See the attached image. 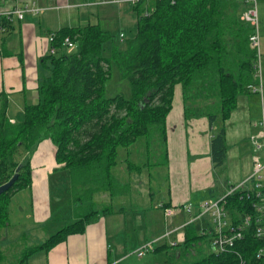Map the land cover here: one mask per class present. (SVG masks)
I'll return each instance as SVG.
<instances>
[{"label":"trees","instance_id":"1","mask_svg":"<svg viewBox=\"0 0 264 264\" xmlns=\"http://www.w3.org/2000/svg\"><path fill=\"white\" fill-rule=\"evenodd\" d=\"M239 10L234 0L141 1L134 6L136 36L124 48L98 24L62 28L52 34L55 54L44 59L38 103L26 104L21 119L13 123L9 97L0 92V186L19 175L0 196V230L9 226L12 196L32 184L30 154L41 141L50 139L56 146V161L69 172L73 188L76 220L31 247L24 260L84 233L100 213L112 210L105 206L99 211L97 201L103 193L120 195L127 188L113 173L120 149L141 139L150 143L156 136L168 164L167 117L177 84L183 88L186 118L205 115L211 124L220 118L223 125L239 97L260 85L258 57L249 41L252 29L240 22ZM0 26L8 29L5 19ZM66 39L74 43L75 52L67 51ZM114 70L129 84V96L110 94ZM211 151L215 167H221L227 158L225 127L212 137ZM127 168L142 172L146 165L128 163ZM252 205L253 196L237 191L226 207L236 214L251 212ZM192 226L186 246L206 237L191 235ZM261 246L249 233L228 253H210L192 264H239V255L253 258Z\"/></svg>","mask_w":264,"mask_h":264},{"label":"crops","instance_id":"2","mask_svg":"<svg viewBox=\"0 0 264 264\" xmlns=\"http://www.w3.org/2000/svg\"><path fill=\"white\" fill-rule=\"evenodd\" d=\"M31 1L40 7L53 9L45 10L38 16L27 15L23 21L17 18L6 20L8 29L4 27L5 31L0 33V92L9 97L8 114L14 122L17 121L11 116L14 107L19 109L17 115L21 118L26 104H37L39 101L40 77L46 74L44 59L49 54L53 33L62 28H83L89 24H98L109 31L103 23L113 11H120L121 17H126L129 24L137 25L134 5L128 0H0V25L4 12L23 8ZM241 8L240 5L238 13H241ZM121 35L124 40L125 34ZM260 82L261 92L239 97L238 107L225 125L220 118L211 124L205 115L186 118L183 88L177 84L173 109L167 117L169 188L167 200L157 206L161 218L157 219V213L146 212L149 205L152 206L149 202L151 193L137 184L131 191L128 187L121 190L120 195L103 193L98 199L103 198L106 202L110 196L108 206L112 207L111 211L100 213L84 233L70 235L49 251L41 250L31 255L27 263L34 259L35 264H166L165 259L159 257L169 250L178 251L187 231L183 233L180 230L161 239L143 257L137 253L144 244L180 228L189 220L185 213L167 218L163 206L174 207L190 201L198 204L219 198L230 187L247 181L255 171L257 160L262 162L264 159L262 74ZM221 127L226 128L227 158L217 168L212 160L211 139ZM56 151L50 139L36 146L30 154L33 181L30 187L22 190L31 196L35 224L44 229L46 240L76 220L73 188L70 186V190H66L60 186L62 180H67L69 184L72 182L69 172L57 163ZM261 175L264 177V171ZM138 190L149 194L148 200L145 197L143 202L137 201ZM22 192L12 196L10 211L16 196ZM127 192L131 195L130 199H127ZM65 196H68L67 202L64 201ZM114 199L118 202L115 206ZM127 209L132 210L133 216L138 214L136 211H144L146 219L149 217L147 228H143L140 222L131 225V220L126 218ZM99 211H103V205L99 206ZM10 216L11 212L9 220ZM49 226L53 227L51 232ZM204 229L202 227V231ZM201 249L202 246L198 245L191 250L196 254ZM178 256L181 254L178 253Z\"/></svg>","mask_w":264,"mask_h":264},{"label":"rangeland","instance_id":"3","mask_svg":"<svg viewBox=\"0 0 264 264\" xmlns=\"http://www.w3.org/2000/svg\"><path fill=\"white\" fill-rule=\"evenodd\" d=\"M258 3V14H259V29H260V47L257 53L258 57V72L259 75L263 76L264 79V0H257ZM237 5V4H236ZM243 10H241L242 12ZM108 20L103 23L104 28H108L115 39V45L124 48L127 40L132 39L136 36L137 25H131L126 20V17H121V12L113 11L108 14ZM237 16L240 19L241 13L237 12ZM121 34H125V39L120 38ZM68 52H75V50H67ZM113 79L109 83L110 94L123 93L126 96L130 95V86L124 81L119 73L114 70ZM260 89L261 83H260ZM18 108L14 107L12 109V117L20 120L21 118L17 115ZM213 109L212 112H216ZM158 138L152 137L150 143L146 139L139 140L135 145L128 149L119 150V165L113 170L115 177L123 185H127L129 191L135 184L143 187L146 192L151 193L149 197V210L146 212L157 213V219L161 218V212L157 206L167 200V191L169 188V166L166 164L165 153L162 144ZM143 141V142H142ZM126 158V159H125ZM126 160V161H125ZM128 163H133L135 165H146V168L142 172L131 171L129 172L127 165ZM141 175V176H140ZM60 186L66 190H70V186L67 180H62ZM68 186V188H67ZM126 190V189H125ZM22 192V191H21ZM127 199H130L129 192ZM81 194V193H80ZM149 194H145L142 190L137 192V201L143 202V198L148 200ZM68 196L64 197V201L67 202ZM139 198V199H138ZM135 200H133L134 202ZM110 196H108L107 201L104 202L103 198L97 201V204L103 205V207L108 206L110 203ZM116 199L113 200L114 206L117 205ZM106 204V205H105ZM132 211V210H131ZM130 209L125 211L127 221L131 220V225L135 226L140 222L143 228H147L149 217L146 219L144 211H136L135 216L132 215ZM9 226L6 229L0 230V264H19L21 260H24L25 255L31 249V247L37 246L44 242L46 239L43 236L44 229H39V226L35 224V219L33 216V211L31 208V196L28 192H22L16 196L12 211ZM135 212V211H133ZM188 221V220H187ZM158 226L159 223L157 222ZM165 222L162 220V225ZM207 226L206 220L202 219L198 223L196 222L194 226L189 228L191 235L202 236V227ZM52 226H49L51 232ZM172 228V227H171ZM157 229V228H156ZM155 229V231H156ZM152 234V233H151ZM150 234V235H151ZM198 245L202 246L201 252L193 254L191 246ZM209 240L207 237L202 238L197 244L192 243L191 246L181 245V247L176 249V251L169 250L168 253H162L161 260L165 259L166 264H192L203 257L210 254V249L208 248ZM189 247V248H187ZM178 253L181 256H178ZM28 261V260H27ZM24 260V264H35L34 259L27 263Z\"/></svg>","mask_w":264,"mask_h":264},{"label":"built area","instance_id":"4","mask_svg":"<svg viewBox=\"0 0 264 264\" xmlns=\"http://www.w3.org/2000/svg\"><path fill=\"white\" fill-rule=\"evenodd\" d=\"M141 1L148 2L152 0H128V2L134 6ZM234 1L238 2L242 7L241 10L243 11L241 12L240 20L252 29L249 41L252 49L258 53L260 47V29L257 0ZM49 9L53 8H43L36 2L31 1L23 8H16L4 12L2 17L7 21H13L14 18L23 21L27 15L38 16ZM4 31L5 28L0 27V33ZM121 38H123V35H121ZM53 40L54 35H51L50 41L53 42ZM65 45L69 50L75 48L74 43L69 39L65 40ZM55 52L56 50L54 48L49 49V54H55ZM258 79L261 80L259 72ZM251 89L253 92H261L260 85L258 87H251ZM12 122L14 123V121ZM258 148L260 149L261 146H258ZM262 171H264V159L262 162L257 160L255 171L247 181L237 186L230 187L228 191L219 198L208 199L198 204L190 201L183 205L164 208L163 211L167 218L185 213L189 217V220L180 228L167 232L162 237L144 244L138 250V256L143 257L152 251L155 244L161 239H165L180 230L185 233L188 227L204 219L206 220L207 226H205L202 232L209 240L211 253L217 255L228 253L231 248L237 247L238 243H242L245 237L250 233L253 234L254 238L262 242V246L256 250V254L253 258L247 259L239 255V264H264V177L261 175ZM237 191H245L249 197L253 196L251 212L244 210V212H236V214H233L227 209V199L233 196ZM185 238L184 236L181 239V244L184 243Z\"/></svg>","mask_w":264,"mask_h":264},{"label":"water","instance_id":"5","mask_svg":"<svg viewBox=\"0 0 264 264\" xmlns=\"http://www.w3.org/2000/svg\"><path fill=\"white\" fill-rule=\"evenodd\" d=\"M19 171V169H18ZM18 172L14 175V177L6 184L0 186V196L3 195L4 193L8 192L10 188L15 184V182L18 179Z\"/></svg>","mask_w":264,"mask_h":264},{"label":"bare ground","instance_id":"6","mask_svg":"<svg viewBox=\"0 0 264 264\" xmlns=\"http://www.w3.org/2000/svg\"><path fill=\"white\" fill-rule=\"evenodd\" d=\"M221 97V96H220ZM225 98V97H224ZM192 111V110H191ZM212 115V114H211ZM147 130V129H146ZM154 132V131H153ZM144 134H145V132H144ZM136 135H138V134H136ZM141 135H143V134H141ZM139 136H140V133H139ZM145 137H146V135H145ZM119 139V138H118ZM137 139V138H136ZM160 139V138H159ZM125 140V139H124ZM135 140V139H134ZM139 140V139H138ZM119 142V141H118ZM122 142V141H121ZM133 142V141H132ZM143 142V141H142ZM124 143H126V142H124ZM130 144V143H129ZM127 146V145H126ZM113 147V146H112ZM118 153V152H117ZM126 159V158H125ZM113 160V159H112ZM114 160H115V158H114ZM126 161V160H125ZM65 162V161H64ZM27 166V165H26ZM24 179V178H23ZM29 185H30V183H29ZM24 188V187H23ZM30 189V188H29ZM163 205V204H162Z\"/></svg>","mask_w":264,"mask_h":264}]
</instances>
